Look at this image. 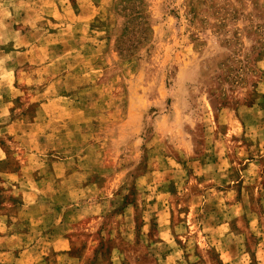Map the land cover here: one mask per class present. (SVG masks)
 <instances>
[{"label":"rangeland","instance_id":"374dc122","mask_svg":"<svg viewBox=\"0 0 264 264\" xmlns=\"http://www.w3.org/2000/svg\"><path fill=\"white\" fill-rule=\"evenodd\" d=\"M1 99L0 264H264V0H0ZM90 160L53 254L46 179Z\"/></svg>","mask_w":264,"mask_h":264},{"label":"crops","instance_id":"0c3cea01","mask_svg":"<svg viewBox=\"0 0 264 264\" xmlns=\"http://www.w3.org/2000/svg\"><path fill=\"white\" fill-rule=\"evenodd\" d=\"M4 99H1L0 101V115H8L10 104L3 101ZM45 105V104H44ZM47 109V108H45ZM55 111H59L61 107L53 108ZM53 111V110H52ZM49 119H47V122ZM2 128V127H1ZM47 135V139L45 140L46 143H55V145H61V143L64 141V138L62 134L59 132L55 133L54 130H50L49 132L45 133ZM66 138V137H65ZM54 144L49 148L51 151L53 149L56 150L58 153L59 150H62V146H55ZM1 151V149H0ZM63 155V154H62ZM59 158H62L59 157ZM64 162L65 160L62 159ZM253 162V161H252ZM58 163V162H57ZM60 164V163H59ZM248 164H251L248 162ZM71 169V168H69ZM101 167L97 162H92L90 160V165H88L85 168H79L78 170H50L51 176L49 179H46L47 183L51 185V191H56V193L53 195H50L49 202L51 207L50 216L52 219V223H55L53 228L48 233V241L46 242L49 245V250L54 254H68L69 251H71L72 248V242H71V235L69 232L73 229V225L77 222L81 221L82 218H84L87 213L90 211L93 212V208H90L93 206V202L96 197V193L101 191L100 184L98 181V177L94 175V173L98 170H100ZM130 171V170H125ZM159 170L153 171V173H157ZM221 170H199L194 172V175H196L197 178L203 177V179L208 178L209 176L218 175L220 174ZM245 171L247 173V169L240 170L241 177L245 174ZM125 172V173H126ZM244 173V174H243ZM78 175H81V180H76ZM146 175V174H145ZM145 175H141L142 177ZM221 175V174H220ZM146 183V182H145ZM65 185L62 188L59 187V185ZM115 186L113 183L111 184ZM159 184H155L153 186H150L149 184L146 185L145 189H157ZM55 187V188H54ZM210 188V187H208ZM59 189H62L64 191H58ZM115 188L111 190H115ZM50 190V189H49ZM73 190V191H72ZM87 197L86 201H78V197ZM101 198V195L98 196ZM159 201L157 200L155 203V209L157 212L155 213L157 221L156 227H157V235L160 238L165 237L166 233V223L169 222V219L164 218V213L162 209H158ZM130 205H127L125 207V210L128 209ZM90 213V212H89ZM88 216V215H87ZM225 222H222L220 226L225 225ZM168 227V226H167ZM1 235L0 237H2ZM8 236V234L6 235ZM11 237H15V235L11 234ZM32 247V246H31ZM23 249V252L29 251L31 248ZM70 259L71 257L68 256ZM72 259V258H71ZM36 263L40 260H35ZM46 264V263H45Z\"/></svg>","mask_w":264,"mask_h":264}]
</instances>
